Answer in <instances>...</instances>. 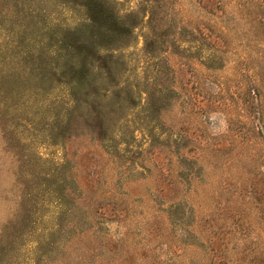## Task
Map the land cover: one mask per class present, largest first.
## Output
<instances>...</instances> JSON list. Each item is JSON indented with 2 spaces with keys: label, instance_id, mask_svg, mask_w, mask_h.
<instances>
[{
  "label": "rangeland",
  "instance_id": "1",
  "mask_svg": "<svg viewBox=\"0 0 264 264\" xmlns=\"http://www.w3.org/2000/svg\"><path fill=\"white\" fill-rule=\"evenodd\" d=\"M0 264H264V0H0Z\"/></svg>",
  "mask_w": 264,
  "mask_h": 264
}]
</instances>
